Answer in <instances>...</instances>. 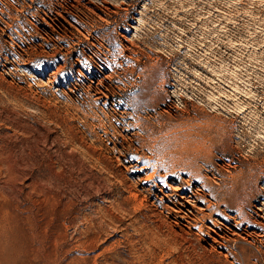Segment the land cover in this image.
Masks as SVG:
<instances>
[{
    "label": "rangeland",
    "instance_id": "rangeland-1",
    "mask_svg": "<svg viewBox=\"0 0 264 264\" xmlns=\"http://www.w3.org/2000/svg\"><path fill=\"white\" fill-rule=\"evenodd\" d=\"M0 264H264V0H0Z\"/></svg>",
    "mask_w": 264,
    "mask_h": 264
}]
</instances>
